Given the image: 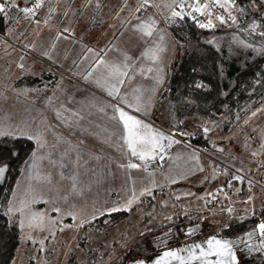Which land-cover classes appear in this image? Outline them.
I'll return each mask as SVG.
<instances>
[{
	"label": "rangeland",
	"instance_id": "rangeland-1",
	"mask_svg": "<svg viewBox=\"0 0 264 264\" xmlns=\"http://www.w3.org/2000/svg\"><path fill=\"white\" fill-rule=\"evenodd\" d=\"M184 2L191 5L194 0ZM16 3L33 6L24 0ZM179 3L44 0L29 19L17 11V26L0 34V130L13 133L11 137L27 138L20 135L24 131L34 137L31 140L35 143L15 189L2 206L9 222L21 233L13 264H128L150 260L163 247L172 249L194 239H235L240 235L224 232L232 221L239 223L248 217L264 221V81L248 85L245 106L236 110L233 93L229 94L230 105H221L220 110L213 108L219 102L217 91L207 94V106L200 105L202 97L199 99L196 90L215 89L210 76L208 86L199 81L203 78H193V84L200 85L187 91L184 111L176 99L182 92L174 91L169 114L164 98L171 91L161 89L166 76L176 70L170 65L177 66L179 59L184 63L194 61L205 73L202 66L218 65L224 52L229 58L242 53L245 60L249 53L261 57L264 21L257 15L264 13V3L254 0L249 12L256 16H249L235 4L229 9L235 23L219 7L211 16L193 12L196 19L187 14L182 19L173 17V10L181 11L176 7ZM189 10L183 9L185 13ZM83 11L94 21L89 29L80 24ZM220 15L231 24L221 23L217 19ZM185 17L198 25L211 19L214 26L205 28L206 32L195 28L194 37L182 45L180 30L189 27L182 22ZM151 21L155 26L147 36L139 26ZM218 27L230 31L216 35ZM236 29L245 32L244 39ZM100 59L104 63H98ZM261 59L264 61V57ZM112 66L129 73L119 85L118 96L108 94L112 85L118 84L111 74ZM220 78L217 88L225 84L223 75ZM233 85L234 81L228 82L229 90L222 97L226 98ZM249 93L254 96L250 98ZM137 98L140 112L135 111ZM117 106L178 142L167 146L169 141H164L162 159L158 155L154 160L140 161L131 155L123 123L114 119L118 117ZM181 123L191 127L182 128ZM36 135L42 137L43 147L37 146ZM199 138L202 142L194 145ZM131 163L139 167L131 168ZM235 176L242 179L235 180ZM146 189L151 195H140ZM160 191L161 196L152 202L150 197ZM33 199L37 202L32 203ZM128 200H133L131 210L117 211L126 212L125 217H109L115 213L109 214V209L123 208ZM21 201L28 204L23 214L15 211ZM33 213L44 214L41 227L28 226ZM198 225L199 233L195 227L189 229L194 230L192 235L187 232L177 240L178 231ZM143 238L146 253L126 259L125 253ZM238 256L239 264H264V255L258 252Z\"/></svg>",
	"mask_w": 264,
	"mask_h": 264
},
{
	"label": "trees",
	"instance_id": "trees-1",
	"mask_svg": "<svg viewBox=\"0 0 264 264\" xmlns=\"http://www.w3.org/2000/svg\"><path fill=\"white\" fill-rule=\"evenodd\" d=\"M264 3V0H257ZM254 0H235V4H237V7H241L243 10L248 12L249 16H256L255 14H251L249 11L254 7L253 6ZM17 9L16 8H10L8 10V16L3 17L0 16V34H3L7 31H5L6 28H10L13 26H17L18 22L16 21V15H17ZM257 17L263 22L264 21V13L261 16ZM181 19V18H179ZM182 22L189 24V27L183 28L180 30L179 37L181 36L182 39L179 41L182 45L190 41L194 36L195 28L199 31H208L205 30V28L199 27L197 23H194L191 21L189 17H185ZM229 23L228 20L224 23ZM264 24V22H263ZM226 30L223 27L215 28V32H217L216 35H220L221 31ZM230 31V30H226ZM233 31V30H231ZM237 34L241 33L243 36V39L245 37V32L243 30H237ZM1 36V35H0ZM3 41L0 40V44ZM247 42L251 43L250 40L247 39ZM264 52V51H263ZM244 53L235 56L233 58H229L226 55V52L222 53L221 59L219 60L218 65L221 64L222 69H217V67H220L217 65L213 66H202L201 69L205 73L200 72V69L195 66L194 61L184 63L180 59L178 61V65L175 66V64L170 65L171 69H176L171 72V74L167 75L166 81L163 84V87L161 89L169 90L171 91L170 96H166L164 98V101L167 103L166 106L168 107V113L170 112V106L172 104L174 98V91H181L182 93L177 95V102L181 103L182 111H184L185 107L182 104L185 101V96H188V92L193 86H199L200 84H193V81L195 78L201 77L203 80H199L201 83H203L205 86L210 85L209 82H211V86H214L215 89L208 90L207 92H203L202 90H196L197 94L199 95V99L202 97L201 100V106H207L209 103L208 98L206 97L207 94L215 95L216 91L218 92V105L215 103L214 107L215 109L220 110L221 105H230V95L233 93V109L236 110L238 108H244V100L245 98H248V90L249 87L256 84V81H264V69L263 68L264 61H262L261 57H264V54L260 56L254 55L253 53H249L246 55V60L243 58ZM211 57L215 59L214 55L211 54ZM243 59L245 60L244 64L242 63ZM205 61V60H204ZM204 63V62H203ZM244 65V67H243ZM220 67V68H221ZM198 69V70H195ZM203 74V75H202ZM209 74V75H208ZM205 75V76H204ZM208 75V76H207ZM220 75H223L224 77V86L221 85L220 88H217V85L220 84L221 78ZM207 76V77H206ZM210 76L209 82L208 77ZM194 78V79H193ZM247 78V79H244ZM207 80V81H206ZM192 81V82H191ZM234 81L235 85L231 87V90L229 91L226 98L222 97L223 92L228 91V82ZM238 84V85H237ZM249 85V87H248ZM236 86V87H235ZM187 88V90H186ZM250 92V90H249ZM253 94L249 93V97H253ZM184 97V98H183ZM255 98V97H254ZM228 101V103L226 102ZM254 102V104L258 103ZM169 104V105H168ZM177 109V108H176ZM179 109V108H178ZM177 114V112L175 111ZM183 116L184 113H182ZM235 114V113H234ZM181 116V114H179ZM177 115V118L178 116ZM182 128L185 127V129L191 127V125H185L181 123ZM202 138H199L197 141L194 142V145L199 146L200 142H202ZM35 149V143L26 138V137H20L15 138L11 136L3 137L0 139V165L6 164L8 166L7 174L5 177V180L3 183L0 184V264H13V261L15 260L17 250L20 246L21 242V233L19 230V227L17 225L11 224L7 218V216L2 211V206L5 202L8 201L10 198V195L12 194L13 190L16 187L17 180L19 178V175L21 174V168L22 165L26 162L28 157L31 155L33 150ZM15 153V154H14ZM161 196V191L159 193L153 194L150 199L151 201H155L156 198ZM159 208H163L162 206ZM126 212L122 214V212H115L110 214V218L118 219L125 217L124 215ZM262 215H264V210ZM259 219L252 221V217H248L247 219L235 223L232 221L225 229L224 232H226L227 235L230 236H238L247 233L248 231L254 229L261 221ZM186 226V224H185ZM159 229L160 227L157 226ZM198 228V226H187V231L189 229ZM162 230V229H161ZM186 232L178 231L177 240L179 238H183L186 235ZM150 234H154L153 231H151ZM174 245V244H173ZM164 250H167L168 248L171 249V247H163ZM163 250V251H164ZM157 251V250H156ZM135 253H146V240L145 238L140 239L137 243H135L134 246H132L126 253L125 258L128 260L132 259V256ZM157 255H153L154 257ZM152 256V257H153ZM143 260V259H141ZM134 261V260H133ZM132 263V262H129ZM128 263V264H129ZM87 264H93V262H88Z\"/></svg>",
	"mask_w": 264,
	"mask_h": 264
},
{
	"label": "snow or ice",
	"instance_id": "snow-or-ice-1",
	"mask_svg": "<svg viewBox=\"0 0 264 264\" xmlns=\"http://www.w3.org/2000/svg\"><path fill=\"white\" fill-rule=\"evenodd\" d=\"M25 4L31 3L33 6H24L21 7L19 4L16 3V0H0V16L7 17L8 10L10 8H16L18 12L24 14L25 19H29L36 14V11L43 6L44 0H24ZM148 0H144V4H147ZM181 11L173 10L172 16L173 17H180L181 19L185 14H187L192 19H196L195 16L192 15L193 12L198 13L200 15L211 16L212 10L219 7L220 9H224L228 19L235 23V17L232 15L229 9L235 8V0H211V3H208L207 0L201 3V0H194V3L191 5H186L184 0H180V3L176 5ZM185 7L189 8L190 10L185 13L183 9ZM139 10V9H138ZM50 11H53L50 9ZM242 11V9H240ZM221 23H225L224 15H220L217 17ZM37 23H39L37 21ZM155 26V21H151L150 23H143L139 26V30L143 32L147 36L152 35L153 28ZM213 23L211 19H208L206 23H199V27L201 28H211L213 27ZM253 27L255 28L256 25L254 24ZM64 31H68L65 29ZM260 35L264 36V32H261ZM249 46L250 45H246ZM50 58V57H49ZM153 59H156L155 53L152 56ZM98 63H104L102 59L98 61ZM20 67H23L21 64ZM127 66L125 65V69ZM125 69H121L120 66H112L110 68L112 76H114L118 84L112 85L111 89L108 91L110 96H118L119 95V85H123L124 77L129 75L128 71ZM151 71V69H149ZM124 103H128L127 100H124ZM129 108H132V104H128ZM135 111L140 112L141 107L139 104V98H137V104L135 106ZM115 112L118 113V117H114L123 123L124 128L126 129L127 136L126 141L128 148L131 151V155L138 157L140 161H149L154 160L159 155L162 159L163 156L161 155L166 148L164 144L165 140L169 141L167 146H170L173 141L170 136H165L162 132H157L152 129L148 124L144 123L141 119L137 118L134 115L129 114L124 110L123 107L117 106L115 108ZM255 115V113H253ZM205 132L208 131L207 128L204 129ZM11 136L13 133L6 132L4 130H0V136ZM20 135H26L28 139H33L32 135L27 134L24 131L20 132ZM36 144L38 147H43L42 137L40 135L35 136ZM223 151V149H220ZM15 154V153H14ZM254 156L257 153H252ZM35 156V153H33ZM131 168L139 167L138 164L131 163L128 165ZM8 170V166L0 165V179H3L5 173ZM235 180H241L240 176L233 177ZM175 183V181H173ZM251 184V181H249ZM151 195V190L146 189L145 192H141L140 195ZM251 196L249 197L248 203L251 202ZM37 202L33 199L32 203ZM133 200H128L126 205L123 208H112L109 209V214L111 212H117L121 210L130 211L131 204ZM28 207V204L25 201L20 202V207L15 208V211L20 212L23 214L24 208ZM53 211L59 212V208H53ZM229 212L231 209L228 210ZM13 212V208H9V214ZM69 215H72L69 213ZM73 219L75 217L73 216ZM95 219V217H94ZM44 221V214L43 213H33L31 217H29L28 226L29 227H41ZM55 223V221H53ZM21 227L24 226V221L20 222ZM194 231V230H193ZM257 230L249 231L246 234V239L240 238L238 241L228 240V239H218L216 236H212L211 238L207 239L204 244H194L185 248H181L178 250H167L159 256V258L154 260V264H172L173 261L178 262V264H195V262H199V264H239V260L236 256L235 251L233 250L234 243H243L245 244L247 250L252 251L253 249L258 251H264V240L256 246L250 243L252 238L256 235ZM258 232L261 237H264V221L258 224ZM191 234V233H189ZM42 243V242H41ZM181 253H187V255H182ZM210 257H215V259H210ZM133 264H149L146 260H136L133 261Z\"/></svg>",
	"mask_w": 264,
	"mask_h": 264
},
{
	"label": "flooded vegetation",
	"instance_id": "flooded-vegetation-1",
	"mask_svg": "<svg viewBox=\"0 0 264 264\" xmlns=\"http://www.w3.org/2000/svg\"><path fill=\"white\" fill-rule=\"evenodd\" d=\"M262 222V221H261ZM197 230H199V231H197L198 233L201 231V227H198L197 228ZM253 230H257L256 231V235L252 238V240L250 241V243L251 244H253V245H256V246H258L260 243H261V241L262 240H264V237H261L260 235H259V232H258V225L254 228V229H252V230H250V231H253ZM188 233L187 234H189V233H191V235L193 234V230H188L187 231ZM249 232V231H248ZM247 232V233H248ZM198 233H196V234H198ZM247 233H245V234H242V235H240L239 237H236L235 239L236 240H239L240 238H244V239H246V234ZM190 235V234H189ZM210 237H208L207 239H209ZM218 238H223V237H218ZM206 238H204V239H194V241H192V242H190V243H186V244H179V245H177V246H174V247H172V249H181V248H185V247H188V246H191V245H194V244H204L205 242H206V240H207ZM163 251V250H162ZM162 251H160V252H158V254L155 256V257H153L152 259H150V260H146V261H148V262H151V261H153V260H155V259H157L159 256H160V254L162 253ZM235 251H236V253H237V256H238V254L239 253H242V252H258V253H261L262 255H264V251H258V250H255V249H253L252 251H249V250H247V248H246V246H245V244H243V243H239L237 246H235ZM183 254H185V253H183ZM238 258H239V256H238ZM211 259H215V257H213V258H211ZM240 260V259H239ZM197 264H199V263H197Z\"/></svg>",
	"mask_w": 264,
	"mask_h": 264
},
{
	"label": "crops",
	"instance_id": "crops-1",
	"mask_svg": "<svg viewBox=\"0 0 264 264\" xmlns=\"http://www.w3.org/2000/svg\"><path fill=\"white\" fill-rule=\"evenodd\" d=\"M76 15H78V13H76ZM72 17H75V16H72ZM79 19H80V24L83 27H85L86 29H89L90 27H92L94 25V21L91 20V18L88 16V14L84 15V11L82 12L81 18L79 17ZM79 19L76 18V22H79L78 21ZM166 78H167V76H166ZM5 137H7V136H5Z\"/></svg>",
	"mask_w": 264,
	"mask_h": 264
},
{
	"label": "water",
	"instance_id": "water-1",
	"mask_svg": "<svg viewBox=\"0 0 264 264\" xmlns=\"http://www.w3.org/2000/svg\"><path fill=\"white\" fill-rule=\"evenodd\" d=\"M210 238H211V237H210ZM217 238H218V237H217ZM218 239H227V238H218ZM228 240L238 241V240H236V239H228ZM238 244H239V242L234 243V245H233V250H234V251H235V246H237ZM167 250H178V249H167ZM167 250H164V251H167ZM164 251H162V253H163ZM162 253H161L160 255H162ZM235 253H236V251H235ZM181 254H182V255H187V253H185V254L181 253ZM236 256H237V253H236ZM158 258H159V257H158ZM211 258H213V257H210V259H211ZM237 258H238V256H237ZM238 260H239V258H238ZM197 263H199V262H198V261L195 262V264H197ZM129 264H133V262H132V263H129ZM149 264H154V260L151 261V262H149ZM172 264H178V262L173 261Z\"/></svg>",
	"mask_w": 264,
	"mask_h": 264
},
{
	"label": "built area",
	"instance_id": "built-area-1",
	"mask_svg": "<svg viewBox=\"0 0 264 264\" xmlns=\"http://www.w3.org/2000/svg\"><path fill=\"white\" fill-rule=\"evenodd\" d=\"M0 37H2V36H0Z\"/></svg>",
	"mask_w": 264,
	"mask_h": 264
}]
</instances>
